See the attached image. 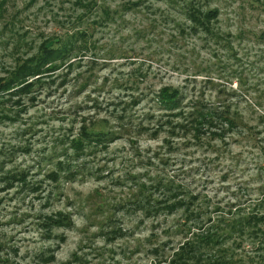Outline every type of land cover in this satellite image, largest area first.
<instances>
[{"label":"rangeland","instance_id":"1","mask_svg":"<svg viewBox=\"0 0 264 264\" xmlns=\"http://www.w3.org/2000/svg\"><path fill=\"white\" fill-rule=\"evenodd\" d=\"M47 43L0 90V264H264V0H0V89Z\"/></svg>","mask_w":264,"mask_h":264},{"label":"trees","instance_id":"2","mask_svg":"<svg viewBox=\"0 0 264 264\" xmlns=\"http://www.w3.org/2000/svg\"><path fill=\"white\" fill-rule=\"evenodd\" d=\"M52 45L53 44L47 43L46 46H43L44 47L43 51L45 52L44 56L42 57L33 56L25 60L23 64L19 65L17 70L9 76L8 80H5V82L2 84L3 88H1L0 90L3 91L6 89V87H8V89L18 87L19 82L23 83L25 81L24 77H28V76L34 77L37 74H41L42 76L47 75L45 74L46 72L42 73V69L45 63L48 61V59L53 57V54H49L50 50H48V48L51 47ZM40 52H42V50ZM40 80H43V78ZM32 83L30 84V86L32 85ZM24 91H25V88H23V90H21L20 92H24ZM20 92H16V93L20 94ZM177 97H178V93H176L174 90L167 89L163 92L161 101L165 103L166 106L168 107H175L177 105V102L175 101ZM197 115L198 117L192 121V123L199 124L198 127L197 126L194 127L196 132L200 131V127L208 122V118L212 116V114L209 112L208 113L198 112ZM219 120H221L222 123H226L229 128H233L236 125V118L230 114L229 109L227 107L219 114ZM165 125H172V124L170 121H168L165 123ZM182 128L186 129L185 126H183ZM223 129L225 128L223 127ZM99 131L96 130L95 132H92L89 129H84L80 138L76 140L75 142V148L79 149L81 146L83 147L84 143H88L90 147L95 146L93 143H95L96 146H98L97 144L99 143L97 142V140H104V137H103L104 135ZM96 132H99V133L97 134ZM170 133L174 134L173 127L170 128ZM156 190H158L160 193H163V198H153L150 194H146V195L142 194L141 196H139V202H137L138 205L141 206L142 209L145 210L148 215L158 214L162 212L172 213L174 211L181 209V206H184V205H186L185 212L187 213L189 205L192 203V200L196 199V196H192L186 193L185 188L180 185L176 186L175 188H169L168 186L160 183L157 186ZM180 195H183V196L185 195L188 198L182 197L178 199ZM151 203H154L155 205L151 206L150 205ZM262 220L263 219L261 218L253 217L247 223H242L241 221L236 222V223L240 227H243L245 224H250L251 226H253L255 229L253 233L256 239H258L257 231H259L260 229L256 227H258L259 221H262ZM232 229H235V228L233 227ZM261 234H263L264 236V230H261ZM202 240L205 242L216 241V240H213V238L208 237V236L204 237ZM262 245H264V243ZM181 250H183V248H181ZM186 253H187L186 256L183 254L180 255L179 253H177L175 255V260L171 264H185L184 262H182L184 261V258L188 257V255H197L200 253V250L199 248L198 249L190 248L188 251H186ZM199 261H200V258H198L195 262L198 263Z\"/></svg>","mask_w":264,"mask_h":264}]
</instances>
